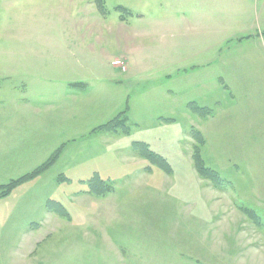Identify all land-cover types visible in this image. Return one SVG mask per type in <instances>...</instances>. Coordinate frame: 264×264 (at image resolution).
Returning a JSON list of instances; mask_svg holds the SVG:
<instances>
[{
    "label": "rangeland",
    "instance_id": "obj_1",
    "mask_svg": "<svg viewBox=\"0 0 264 264\" xmlns=\"http://www.w3.org/2000/svg\"><path fill=\"white\" fill-rule=\"evenodd\" d=\"M211 9L175 0H0V264H264L263 187L251 180V194L248 175L232 179L248 171L233 168L241 166L234 155H263L264 135L250 145L247 124L228 128L239 107L264 131V65L238 45L249 36L229 30L235 35L222 43L202 28ZM239 54L254 79L234 100L237 68L234 60L224 66ZM207 60L215 69L203 79L219 86L227 72L233 81L232 91L220 80L227 98L220 87L216 98L202 97L200 74L186 82ZM58 90L69 95L63 115L50 103ZM191 102L216 119L191 111ZM116 118L129 130L106 129ZM139 141L164 167L137 150ZM195 150L219 180L199 175Z\"/></svg>",
    "mask_w": 264,
    "mask_h": 264
},
{
    "label": "crops",
    "instance_id": "obj_2",
    "mask_svg": "<svg viewBox=\"0 0 264 264\" xmlns=\"http://www.w3.org/2000/svg\"><path fill=\"white\" fill-rule=\"evenodd\" d=\"M175 2H178L181 4L183 3H189L191 2V5L195 4H200L204 9H210V6L212 9L206 13V18L211 20L209 24L206 25L205 22L202 24V28L206 26V28H212L213 33L221 35L222 37V43L225 42V39L231 35H235L232 33H227L229 30H237L238 35L240 36H249V39H244L241 42L239 41V38L236 40L238 45H245L247 46L246 50L249 51L248 54H251V57H253L257 60H250V63H257V64H263L264 65V0H175ZM209 16H208V15ZM231 21H232V27L231 28ZM258 42L260 46H249L251 43ZM242 47V46H239ZM246 51V52H247ZM243 54V53H242ZM242 54H239L236 58L233 57L232 59L225 60V66L224 70H231L232 69V61L234 60V68L236 67L237 69L233 70V76H234V82H235V92L230 97L232 99L236 100V97L238 96L239 98L241 97L242 92H244V89L242 87V84L244 82H253L254 79V72L252 69L249 70V72H246L243 67L244 63L241 60ZM208 60L202 63L203 69L200 72H191V74L186 78V82L192 83L194 80L192 77L196 74H200V77L204 76L205 74H208V69H215L214 67H211L213 63L207 64ZM226 67H228L226 69ZM262 70V68H261ZM264 69L262 71V77H261V82L264 85ZM208 76L207 79H203L200 81L201 83V89L202 93L201 96L204 98H216V90L218 87H220V93L225 94L226 91L224 89V84L220 82L221 79L227 80V83L229 84V87L233 91V81L230 80L227 77V72L222 73V75H218V81H219V86L218 83L215 81L213 82L212 79ZM64 80V78H63ZM80 80H78L79 82ZM70 83V82H69ZM68 83V84H69ZM209 84H212L211 86ZM66 94L63 92H60L59 90L55 94L50 95L51 101L50 103L55 105V110L56 112L59 110L61 115L63 113L61 112V99L65 96ZM75 97H79L78 102H81V99L83 98V92H76L73 93ZM69 96V95H66ZM225 97L227 98L228 96L225 94ZM27 101H22L24 104H30L33 107H40L44 103L42 101H37V99L26 97ZM24 99V100H25ZM248 102H250L252 99L248 97ZM38 102V103H37ZM207 106V105H206ZM209 106V105H208ZM215 114V113H214ZM253 113L250 112H245L244 110H241L239 107L236 108V114L234 115V122L228 121V124H232L233 126L228 127L230 129L235 128V124H247V129L254 133L252 136L246 137V144L250 145H259L261 143L260 137L264 135V131L258 132L256 131L254 122L251 119V115ZM213 116V115H212ZM216 114L213 116V120L216 119L214 118ZM212 118L210 117V120ZM254 119L256 117L254 116ZM209 121V118L207 119ZM129 117H128V123H129ZM130 124V123H129ZM137 124V123H136ZM128 128V127H127ZM129 130V128H128ZM235 131V130H234ZM236 132V131H235ZM236 136V133H235ZM233 135V139L235 138ZM242 141L241 138H236V142ZM235 142V143H236ZM235 143L232 145V147L236 146ZM150 147V146H149ZM233 149V148H232ZM238 149V148H237ZM239 150L244 151L246 155L252 156L254 154L253 149H246V148H240ZM234 161L237 162L238 165H241L240 167L234 166L233 168L236 170H242L245 166L244 169L248 168V171H241L240 172V177H232L233 182L234 180L240 181L241 177L244 178V175H248V181H249V192L251 194L257 193V191L253 190V188H256V184H252V181H260L263 191H264V173H261L259 170L255 169L254 163L258 165H264V154L261 156L255 155L254 157H247V158H240L238 157V152L237 154L234 155ZM232 159V160H233ZM226 161H230L228 158H226ZM254 163H253V162ZM246 164V165H244ZM235 165V164H234ZM252 180V181H251ZM233 184V183H232ZM254 209L256 212H259L262 210V206L257 207H250V209ZM261 215L262 219L264 217L262 214L259 212Z\"/></svg>",
    "mask_w": 264,
    "mask_h": 264
},
{
    "label": "trees",
    "instance_id": "obj_3",
    "mask_svg": "<svg viewBox=\"0 0 264 264\" xmlns=\"http://www.w3.org/2000/svg\"><path fill=\"white\" fill-rule=\"evenodd\" d=\"M189 108L191 109V111H193L196 114H199L203 118H208L209 116H211L213 114L212 110H209L208 107L199 106V105L195 104L194 102H191L189 104ZM163 119L169 120L171 118H163ZM108 123H109L110 126L107 125L106 129H113V128L119 129L121 127V129H124L125 131H128L127 127L125 125V121H121V120H119V118L113 119V120L109 121ZM194 137L196 138V140L198 139V141L200 143L199 144L200 145L199 148L201 149V147L203 146V141H204L203 137H200L197 134H194ZM136 145L138 146L137 150H139V152L141 154H143L146 157H150V158H152L154 160L161 161V165H162V167H164L163 163H166V160L164 158H162V156H160L159 154H156V153L152 152L150 150L148 144L139 141V142H136ZM154 160H152V161H154ZM194 161H195V169L199 173L200 176H202V177H204L206 179H209L211 181H214V180L217 181V180L220 179L218 171L216 172V170H214L213 168L206 167L205 160H204V158H201L199 150H195ZM37 170H39V169H37ZM25 177H30L31 178L32 175L28 174ZM100 182H102V180H100ZM15 185H16V183L8 184L7 187L10 190ZM106 191H107V189H105L103 192H106ZM96 194L99 195V193H96ZM57 203H55V204H57ZM58 207L59 208L57 210H55V212L60 214L63 211V207L61 205H58Z\"/></svg>",
    "mask_w": 264,
    "mask_h": 264
}]
</instances>
